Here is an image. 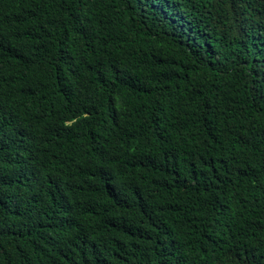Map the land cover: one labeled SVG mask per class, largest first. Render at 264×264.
<instances>
[{
  "label": "trees",
  "instance_id": "trees-1",
  "mask_svg": "<svg viewBox=\"0 0 264 264\" xmlns=\"http://www.w3.org/2000/svg\"><path fill=\"white\" fill-rule=\"evenodd\" d=\"M0 264H264V0H0Z\"/></svg>",
  "mask_w": 264,
  "mask_h": 264
}]
</instances>
